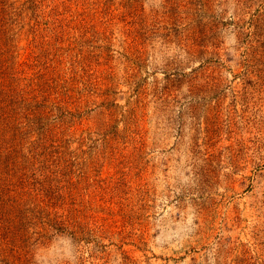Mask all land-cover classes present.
Masks as SVG:
<instances>
[{
	"label": "rangeland",
	"instance_id": "1",
	"mask_svg": "<svg viewBox=\"0 0 264 264\" xmlns=\"http://www.w3.org/2000/svg\"><path fill=\"white\" fill-rule=\"evenodd\" d=\"M0 83L28 109L0 264H264V0H0Z\"/></svg>",
	"mask_w": 264,
	"mask_h": 264
},
{
	"label": "trees",
	"instance_id": "2",
	"mask_svg": "<svg viewBox=\"0 0 264 264\" xmlns=\"http://www.w3.org/2000/svg\"><path fill=\"white\" fill-rule=\"evenodd\" d=\"M19 104L23 110L19 109ZM26 110L28 109L25 107V102L23 103V99L18 94V92L14 88H9L0 83V187H2L1 184L5 183V181L7 180L6 178L2 177L3 173H5L6 175H12L15 172H19L17 169V159L19 158V154L23 155V149H21V141L25 130H23V126L20 121H18V119H22V116L26 117V115H22V113L27 114ZM40 142L41 140L34 141V148H30V155L33 158L34 155H36V158H41L45 150L47 149V147ZM45 160L46 158L42 157L40 163H44ZM25 169L26 167L22 171L24 172ZM41 169L42 167L40 166L39 170ZM23 172H20L21 175L19 176V184L25 183ZM35 180L37 181V179ZM44 181L45 180H40L38 183L39 186L36 187V197L41 195L44 198L42 200L37 199L39 202L38 207L40 214L37 215L35 219L39 224H41L40 226L42 230H51L53 232L66 231V229H68V227L70 226L66 221V218H68L69 216L63 218L61 217V215H58L57 212L49 211V208L52 207V205H50V201L54 197V194L51 195L49 193L52 190L50 187H47L45 185L46 183H44ZM44 199H46V203L43 204ZM41 203L43 204V206L41 205ZM16 204V201H12V204L9 205V207H6L5 201H0V236H2L3 239L5 237V240H7V238L12 239L11 236H14L18 232L22 231V228H20V226L16 227V224L14 225V220L16 218L18 220L24 219L23 210ZM51 214L53 215L50 216ZM77 231L78 230H72L70 231V233L75 234ZM22 257L23 255H21L19 259H21ZM3 261L7 262L5 260ZM27 262L28 259H25V263Z\"/></svg>",
	"mask_w": 264,
	"mask_h": 264
}]
</instances>
